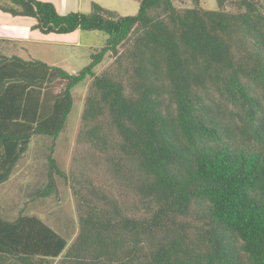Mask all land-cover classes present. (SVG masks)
<instances>
[{"label": "trees", "instance_id": "1", "mask_svg": "<svg viewBox=\"0 0 264 264\" xmlns=\"http://www.w3.org/2000/svg\"><path fill=\"white\" fill-rule=\"evenodd\" d=\"M3 1L0 12L44 35L108 39L74 74L0 55V185L34 136L58 139L73 88L91 80L78 144L117 187L72 175L80 229L70 247L39 218H0V264H264V0H216L215 11L135 0V16ZM53 155L54 145L51 177L66 178ZM54 190L51 178L40 196Z\"/></svg>", "mask_w": 264, "mask_h": 264}, {"label": "rangeland", "instance_id": "2", "mask_svg": "<svg viewBox=\"0 0 264 264\" xmlns=\"http://www.w3.org/2000/svg\"><path fill=\"white\" fill-rule=\"evenodd\" d=\"M178 8L193 7V0H173ZM0 6L5 2L0 0ZM105 6V5H104ZM200 6L208 11L217 10L216 0H200ZM121 16H135L139 5L135 0H111L106 6ZM35 20L30 18H14L0 12V32L13 30L22 36H29L31 41L7 47L0 44V55L18 56L23 60L35 59L48 65L59 67L71 74L78 73L88 67L91 53L105 46L108 35L104 32H83L80 45L68 44L76 42L79 36L73 35H44L33 30ZM26 32H30L29 35ZM113 58H106L96 68V74H102L112 63ZM90 81L77 85L72 90L73 109L68 117L65 130L58 139L34 136L29 151L17 164L10 179L0 185V218L13 222L19 216L39 218L58 234L68 240L69 247L79 233V212L77 200L71 188L72 175L80 177L82 170L93 180L96 187H117L110 179L102 158L93 156L94 152L86 144H78V131L81 126V115ZM64 82L57 83L55 91H59ZM54 145V158L58 168L66 178L54 174L51 177L49 155ZM93 160L94 163L89 161ZM87 165V168L84 166ZM54 191L48 197L40 194L51 182ZM63 259V260H62ZM53 264H69L63 257L54 260Z\"/></svg>", "mask_w": 264, "mask_h": 264}, {"label": "crops", "instance_id": "3", "mask_svg": "<svg viewBox=\"0 0 264 264\" xmlns=\"http://www.w3.org/2000/svg\"><path fill=\"white\" fill-rule=\"evenodd\" d=\"M42 1H48V2L53 3L56 6V9L59 12V14L66 15V14L71 13V12L89 13L91 11L92 3H97L104 8H107L106 6L108 5V3L111 0H42ZM6 15H8V14H6ZM11 17H13V16H11ZM14 18H21V17H14ZM35 24H36V22H35ZM12 31L13 30H8V31L5 30L3 32H0V44L5 45L7 47H13V46L16 47V44L20 43L21 41H23V42H31V41L41 42V40H37V39L31 40L29 36H22L20 34L12 32ZM35 31H37V30H35ZM82 33H83L82 31L77 30L71 34H68V35H70L68 37V39L73 35H77V36H79L78 37L79 40H77L76 42H67V43L80 45ZM26 34L29 35L30 32H26Z\"/></svg>", "mask_w": 264, "mask_h": 264}]
</instances>
